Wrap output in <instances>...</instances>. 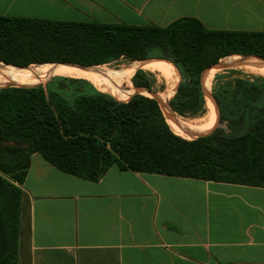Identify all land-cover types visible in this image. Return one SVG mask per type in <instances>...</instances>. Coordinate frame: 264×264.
<instances>
[{
  "label": "trees",
  "instance_id": "obj_1",
  "mask_svg": "<svg viewBox=\"0 0 264 264\" xmlns=\"http://www.w3.org/2000/svg\"><path fill=\"white\" fill-rule=\"evenodd\" d=\"M234 56L264 60V32L208 30L189 18L161 28L0 16V64L90 67L121 58L171 62L181 81L169 107L184 118L206 113L203 72ZM154 63L170 73L166 65ZM165 63L176 77L175 68ZM133 76L128 83L115 82L104 90L110 95L85 78L62 76L29 82L31 76L23 84L38 85L55 77L44 87L0 88V264L18 263L19 186L34 154L89 182H98L118 165L137 173L264 187V78L237 77L220 84L213 91L219 125L207 136L187 140L191 135L170 122L171 127L148 93L124 102L114 98L127 99L121 88L132 85ZM132 82L136 88L153 90L143 71ZM216 121L214 112L210 130Z\"/></svg>",
  "mask_w": 264,
  "mask_h": 264
},
{
  "label": "crops",
  "instance_id": "obj_2",
  "mask_svg": "<svg viewBox=\"0 0 264 264\" xmlns=\"http://www.w3.org/2000/svg\"><path fill=\"white\" fill-rule=\"evenodd\" d=\"M0 16L264 32V0H0ZM17 264H264V187L137 173L98 182L34 154Z\"/></svg>",
  "mask_w": 264,
  "mask_h": 264
},
{
  "label": "rangeland",
  "instance_id": "obj_3",
  "mask_svg": "<svg viewBox=\"0 0 264 264\" xmlns=\"http://www.w3.org/2000/svg\"><path fill=\"white\" fill-rule=\"evenodd\" d=\"M74 22V21H73ZM104 24H108V23H104ZM235 57V56H234ZM239 57L240 59L239 60H236L235 61V64L232 68L230 69H227V70H222V71H218V70H215L214 71V76H211L212 78V83H211V87L209 89V92L212 94L213 98H214V95H213V91L220 85V84H224L226 83L227 81H229L230 79H233V78H237V77H248V78H253V77H262L264 78V74L259 71L258 68L254 67V66H259V65H262L264 66V62L259 60V59H256V58H246V59H243L242 57L240 56H237ZM230 58H233V57H229ZM228 59V58H225L222 60V63H225V60ZM151 61H165V60H162V59H151V60H148V61H129L128 59H125V58H121L117 61H114L110 64H106V65H103V66H90L88 68H91V69H96V68H100L101 67V73L102 75L105 77V78H102L100 76H87V77H79L77 75H69L68 73L66 74H63V75H58V76H62V77H70V78H87V79H102V80H105V84H98L100 87L102 88H108L112 79L116 77V75H118L119 73L123 72L116 80V82H129L131 76L134 74V76L137 74V72L139 71H143L144 73L148 74L149 78L152 80L153 82V90L151 91V93L155 94L160 102L162 103L163 101L166 103H162V111L164 113V116H165V110H164V106L168 109V111H170V107H167L169 106V102L170 100L175 96L176 94V91H177V88H178V84L180 83L181 81V75L179 73V71L177 70V68L175 67L174 64H172L171 62L169 61H165V62H168L170 63L174 68H175V71H176V77L174 80L172 81H168L161 73H158V72H150V71H147V70H143V69H136V70H131V69H127L129 66L133 65L134 63L138 62V63H146V62H151ZM234 61V60H232ZM247 61H251L253 63L254 66H252L251 68L249 67H245L246 65H244L245 62ZM220 62V61H219ZM56 63L52 64V65H55ZM33 66H39V65H33ZM83 67V66H82ZM158 67V66H157ZM0 69H3L2 71H0V73L2 72H6V71H10L11 69L13 68H5V67H0ZM126 69V70H125ZM209 69V68H208ZM125 70V71H124ZM136 73H133L131 75L132 72H135ZM234 72V73H233ZM78 72H75V73H72V74H77ZM210 73V72H209ZM209 73L207 75H209ZM83 74H86V73H83ZM110 74V76H108ZM88 75V74H87ZM131 75V76H130ZM166 75H168L166 73ZM33 76H38V75H33ZM43 76H46V75H42L41 77ZM49 76H56V75H47V77ZM125 76H130L128 79H119L120 77H125ZM133 76V77H134ZM46 77V78H47ZM132 77V79H133ZM223 77V78H222ZM44 78V79H46ZM55 79V77H50L48 78L47 80H45V82L43 84H47L48 82L50 81H53ZM132 79H131V83L132 85H127L125 84L124 86H122L121 90L126 92L128 95L127 99L125 100H120L118 99L117 97H114L116 98L117 100L119 101H128L132 96L136 95V94H141L143 96H146L145 93H138L137 90L139 89H142V88H136L132 82ZM22 81V79L20 80ZM18 81V82H20ZM18 82H16L15 84H17ZM23 84V83H22ZM19 85V84H18ZM6 86H9V85H2L0 83V88L2 87H6ZM146 89V88H144ZM101 92L103 93H106V94H109V92L107 91H104L103 89H100ZM167 95V98H160V95ZM169 96V98H168ZM146 97H149V98H152V96L149 94V96H146ZM153 99V98H152ZM215 100V98H214ZM216 101V100H215ZM164 104V105H163ZM168 104V105H167ZM213 106H211V105ZM206 113L201 116V117H196V118H193V117H180L179 115H175L176 118H178L179 120H184V121H194L196 120L198 123L200 122H204L208 125L209 123V114L214 110V112L216 113V109H215V105L213 104L212 100L207 98V108H206ZM170 113V112H169ZM166 118V117H165ZM167 122L169 123V125L171 126L170 124V121L167 120ZM202 122V123H203ZM202 125V124H201ZM199 126V125H198ZM172 127V126H171ZM194 127H197L194 126ZM192 128V127H191ZM187 140H193L194 138L190 136V138H185Z\"/></svg>",
  "mask_w": 264,
  "mask_h": 264
},
{
  "label": "bare ground",
  "instance_id": "obj_4",
  "mask_svg": "<svg viewBox=\"0 0 264 264\" xmlns=\"http://www.w3.org/2000/svg\"><path fill=\"white\" fill-rule=\"evenodd\" d=\"M240 58L239 57H233V58H228L225 60V63H228V64H233L234 62H231L232 60L236 61V60H239ZM154 62H159V63H162L164 65H166L170 71V73L168 72L167 69H165L164 67L154 63ZM151 63V64H149ZM246 64H249L251 66H254L253 63L251 61H247L245 62ZM244 63V64H245ZM158 66H154V65ZM5 67V66H4ZM256 68L259 69V71H261L263 74H264V67L259 65V66H254ZM5 68H13L11 69L10 71H6V72H2L0 73V83L2 85H11V84H15L16 82L20 81L22 79V81L18 82L17 85H23V84H26V83H29V82H34V81H43L44 78L47 77V75H63V74H66L68 73L69 75H77L79 77H87L89 75L91 76H100L102 78H105L102 73H101V67L99 68H96V69H92V70H88V71H85V70H81V69H77V68H74V67H70V66H63V65H44V66H31L30 68L28 69H17V68H14V67H11V66H6ZM128 70L131 69V70H136V69H143V70H147V71H150V72H158V73H161L168 81H172L175 79V76H174V73L171 69V67L163 62V61H151V62H146V63H134L133 65L129 66L127 68ZM2 70V69H0ZM126 70V69H125ZM124 70V71H125ZM214 71L215 70H211L209 75L207 76L206 80H205V88L209 91L210 87H211V83H212V78L211 76H214ZM75 72H78L77 74H72V73H75ZM83 73H86V74H83ZM123 72L119 73L118 75H116L115 78L112 79L110 85L108 88H102L100 87L98 84H96L95 82L89 80V79H84V80H87L89 81L91 84H93L94 86H96L97 88L99 89H103V90H107L109 89L113 83H115L117 80V78L122 74ZM136 73V72H134ZM166 73L168 75H170V80H169V76L166 75ZM88 74V75H87ZM33 75H38V76H35L31 81L27 82L28 79L33 76ZM42 75H46L44 77H41ZM110 76V74L108 75ZM26 82V83H24ZM20 83H23V84H20ZM102 84H105V83H102ZM167 98V95L163 94V95H160V98ZM169 98V96H168ZM162 103H165L164 101ZM166 104V103H165ZM164 105V104H163ZM168 105V104H167ZM211 105V104H210ZM212 106V105H211ZM169 107V106H167ZM213 107V106H212ZM164 110H165V113L166 114H169L170 111H168V109L164 106ZM213 121H214V110L209 114V123L208 125H206L203 129H200V130H196V129H192L194 126H201V124H206L202 122L198 123L196 120L194 121H184V120H179L177 118V123H173L171 122L172 124H174L176 127L186 131V132H191V133H206L208 131H210L212 125H213ZM189 127H192V128H189Z\"/></svg>",
  "mask_w": 264,
  "mask_h": 264
},
{
  "label": "water",
  "instance_id": "obj_5",
  "mask_svg": "<svg viewBox=\"0 0 264 264\" xmlns=\"http://www.w3.org/2000/svg\"><path fill=\"white\" fill-rule=\"evenodd\" d=\"M243 59H246L248 57H242ZM261 61L264 62V60L262 59H259ZM55 65H63V66H70V67H74V68H77V69H81V70H85V71H88V70H92L91 68H88V67H82V66H75V65H68V64H55ZM234 65H236L235 63L233 64H228V63H222V60L220 62H218L216 65L210 67L209 69H206L202 76H201V83H202V87H203V91H204V94L206 96V99L209 98L212 100L213 104L215 105V109H216V117H217V121H216V125L214 126V128L206 133H191V132H188L187 134L191 135V137H193L194 139H197V138H200V137H204V136H207L210 132H212L215 128H217V126L219 125V121H220V114H219V108H218V105H217V102L214 100L212 94L205 88V80L207 78V74L211 71V70H218V71H222V70H227V69H230L232 68ZM3 66H10V65H5V64H0V67H3ZM33 66V65H32ZM11 67H14V68H17V69H28L30 68L31 66L29 67H26V68H19V67H15V66H11ZM45 84L43 83H40L38 85H32V86H24V85H17V84H11L9 86H6V87H15V88H34V87H44ZM138 93H148L152 96L153 99L157 100L160 104L161 107L162 106V103L160 102L159 98L149 92L147 89H139L137 90ZM176 113H174L171 109H170V113L169 114H165V117L167 120L173 122V123H177V118H176Z\"/></svg>",
  "mask_w": 264,
  "mask_h": 264
}]
</instances>
